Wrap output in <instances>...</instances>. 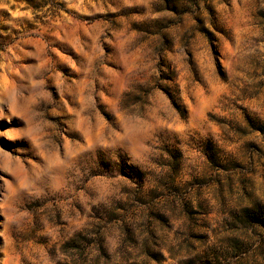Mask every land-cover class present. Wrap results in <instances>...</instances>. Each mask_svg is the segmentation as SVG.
Listing matches in <instances>:
<instances>
[{
    "label": "clouds",
    "instance_id": "1",
    "mask_svg": "<svg viewBox=\"0 0 264 264\" xmlns=\"http://www.w3.org/2000/svg\"><path fill=\"white\" fill-rule=\"evenodd\" d=\"M0 264H264V0H0Z\"/></svg>",
    "mask_w": 264,
    "mask_h": 264
}]
</instances>
